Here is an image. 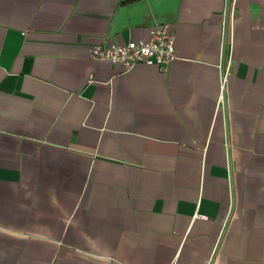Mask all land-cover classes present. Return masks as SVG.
Masks as SVG:
<instances>
[{"label": "crops", "instance_id": "0c3cea01", "mask_svg": "<svg viewBox=\"0 0 264 264\" xmlns=\"http://www.w3.org/2000/svg\"><path fill=\"white\" fill-rule=\"evenodd\" d=\"M0 264H264V0H0Z\"/></svg>", "mask_w": 264, "mask_h": 264}, {"label": "built area", "instance_id": "2783aa9c", "mask_svg": "<svg viewBox=\"0 0 264 264\" xmlns=\"http://www.w3.org/2000/svg\"><path fill=\"white\" fill-rule=\"evenodd\" d=\"M231 0H227V3ZM235 16V10L231 17ZM92 60L108 61L114 66H122L125 73L133 71L139 65L155 66L167 70L179 60L176 51V33L172 24H154L147 39L130 41L126 44L110 43L104 39L90 49ZM220 72L219 107L228 105L229 80L233 74V60L226 51L224 43L222 59L218 66ZM205 219V216H200Z\"/></svg>", "mask_w": 264, "mask_h": 264}]
</instances>
